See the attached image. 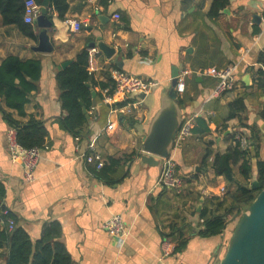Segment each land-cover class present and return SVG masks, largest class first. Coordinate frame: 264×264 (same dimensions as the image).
<instances>
[{"label": "crops", "instance_id": "obj_1", "mask_svg": "<svg viewBox=\"0 0 264 264\" xmlns=\"http://www.w3.org/2000/svg\"><path fill=\"white\" fill-rule=\"evenodd\" d=\"M211 1L66 0L63 19L49 4L50 53L34 51L42 30L36 20L28 24L31 38L16 26H4L0 15V63L15 56L39 60L41 65L24 117L4 108L0 101L1 201L15 225L33 242L47 228H56V241L64 246L71 264L219 263L233 226L228 216L222 234L201 237L200 212L213 197H223L221 188L228 190L224 178L216 176L211 167L215 154L225 153L239 139L246 140V149L253 134L258 150L255 155L249 146L250 182L256 179V161L264 162V120L259 116L264 93L256 86V73L264 72L260 62L264 57V0H228L215 19L207 16ZM115 14L118 20L113 18ZM72 20L80 24L77 32H71L67 24ZM101 44L111 49L110 57L99 50ZM90 45L98 52L90 62V76L96 84L90 92L95 96L76 142L60 125L65 112L56 75L64 69L62 64L68 66ZM229 65L235 66L236 87L220 98H210L216 81L201 71ZM113 68L155 83L148 95L138 96L142 103L133 119L109 113L99 100L102 89L98 84L107 83L108 76L111 80ZM183 71L189 74L183 78L184 93L177 95L182 102L181 125L190 121L194 127L195 119L204 118L209 133L191 132L180 147L173 145L170 158L183 186L179 191H167L157 185L161 159L148 165L141 160L144 154L139 148L161 96L170 89L173 73L178 76ZM238 97L244 99V110L227 119L228 106ZM6 114L19 123L33 117L46 127V149L40 152L32 182L24 180L21 164L10 160ZM89 147L101 155L104 177L98 178L100 169L85 162ZM207 147L212 155L204 163ZM108 158L118 164L111 166ZM241 162L233 167L236 173ZM113 215H119L126 228L121 245L104 228ZM182 240L185 242L178 249ZM2 253L0 264H6V251Z\"/></svg>", "mask_w": 264, "mask_h": 264}, {"label": "trees", "instance_id": "obj_2", "mask_svg": "<svg viewBox=\"0 0 264 264\" xmlns=\"http://www.w3.org/2000/svg\"><path fill=\"white\" fill-rule=\"evenodd\" d=\"M41 5L43 0H34ZM25 0H0V15L4 26H16L28 37L33 38L32 27L23 22V7ZM228 0H212L207 16L215 19L225 8ZM50 7L63 19L67 10L66 0H49ZM87 50H82L67 67L60 70L56 75V82L60 90L59 101L65 116L60 125L70 132L75 138L80 139L81 130L87 122L88 111L93 104L90 88L96 84L87 71ZM264 65V57L260 58ZM41 65L39 60H21L15 56H9L0 63V101H3L4 108L15 111L18 116L24 117L25 105L29 102V95L37 88V81L40 77ZM256 77V86L264 93V72L259 70ZM87 84L90 86L88 87ZM112 81L99 83L100 89L112 88ZM99 100H101V95ZM182 102L179 100L178 105ZM244 99L238 97L229 104L227 119L238 116L244 110ZM3 110V108L0 107ZM86 110V113H83ZM261 120H264V108L259 113ZM10 128L16 131L18 144L25 148H42L45 145L47 130L43 122L29 117L26 123H19L13 120L10 114H6ZM193 135H206L209 133L207 120L197 118L192 128ZM253 136V134H252ZM249 139L251 149L257 155L258 142L255 138ZM243 149L238 140L230 146L225 153L215 154L211 167L216 176H222L228 185V190L222 198L213 197L208 207L200 212L202 229L201 237L220 235L226 229L228 223L226 218L231 220L240 217L255 199L258 192L264 188V162L256 161V180L258 189H249L251 180L250 147ZM212 151L207 147L202 162H207ZM238 174L234 166L240 162ZM111 166H116L118 161L108 158ZM105 164L96 172L98 178L104 177ZM3 187L0 185V200L3 197ZM10 218L15 223V218L8 214H0V260L3 258L2 251H6V264H71V259L64 246L56 241L59 230L47 228L38 241H32L29 235L20 227L14 226L8 230L6 219ZM2 225V226H1ZM234 229V228H233ZM185 241L178 244V249Z\"/></svg>", "mask_w": 264, "mask_h": 264}, {"label": "built area", "instance_id": "obj_3", "mask_svg": "<svg viewBox=\"0 0 264 264\" xmlns=\"http://www.w3.org/2000/svg\"><path fill=\"white\" fill-rule=\"evenodd\" d=\"M40 7L41 6L34 0H25L23 7V22L25 24L34 23L39 16ZM113 18L118 20L119 15L115 14ZM67 24L69 25L71 32H77L80 28V24L75 20L68 21ZM87 53V71L90 75L93 71L90 67V62L98 52L95 48H89L87 49ZM188 74V71H183L181 75L176 77L175 92L178 96L184 93L183 78ZM201 74L211 77L216 81L214 89L209 94L210 98H220L236 87L237 80L234 65H229L220 69L207 68L202 70ZM110 76L113 85L111 89L106 88L102 90L101 103L108 106L109 113H120L124 117L133 119L135 117L134 112L142 103V100L139 99L140 95H143L144 97L148 95L155 87V83L124 73L116 68L111 69ZM192 128L193 126L190 121L182 123L173 139L174 147H180L186 138L191 136ZM6 139L7 152L10 160L21 164L23 177L26 182L34 181V170L40 158V152L41 150L46 149V147L31 149L21 147L17 142L16 131L12 128L8 129ZM75 141L78 142L79 138H75ZM238 141L242 148L246 147L245 139H239ZM88 149V153L84 156L85 162L87 164L95 165L96 169H101L104 165L101 155L96 152L93 147H89ZM157 185L167 191H179L183 186V180L176 172L175 162L170 156L167 159H161V168L157 179ZM219 192L221 196H224L226 190L225 188H221ZM9 213L10 211L8 208H6L0 200V214L2 216H8ZM5 223L8 230H12L15 226L14 221L10 218H7ZM104 228L107 230L108 234L116 240L118 245L122 244V240L126 234V228L119 215H113L110 217L104 223ZM167 254L168 253L166 252L165 255Z\"/></svg>", "mask_w": 264, "mask_h": 264}, {"label": "water", "instance_id": "obj_4", "mask_svg": "<svg viewBox=\"0 0 264 264\" xmlns=\"http://www.w3.org/2000/svg\"><path fill=\"white\" fill-rule=\"evenodd\" d=\"M40 14L36 18L37 27L41 28L37 36L38 44L35 52L50 53L52 46L49 40L50 22L47 19L49 0H43ZM95 45H90L94 48ZM99 50L106 56L112 54L109 47L101 44ZM67 63L61 65L65 68ZM177 75L173 73L170 89L161 96L159 109L150 121L147 133L144 135L140 151L144 154L141 160L148 165H155L159 159H167L173 148V139L182 122V112L178 105L175 85ZM246 83L248 76L243 79ZM91 96L95 94L92 92ZM144 98V96H141ZM86 113V110H83ZM257 180H252L249 189H258ZM218 264H264V188H262L249 207L241 212L224 255Z\"/></svg>", "mask_w": 264, "mask_h": 264}, {"label": "rangeland", "instance_id": "obj_5", "mask_svg": "<svg viewBox=\"0 0 264 264\" xmlns=\"http://www.w3.org/2000/svg\"><path fill=\"white\" fill-rule=\"evenodd\" d=\"M239 218H240V217H237L236 219L231 220V216H230V221H229V222L231 223V225L233 226V228H234L235 225L237 224Z\"/></svg>", "mask_w": 264, "mask_h": 264}]
</instances>
